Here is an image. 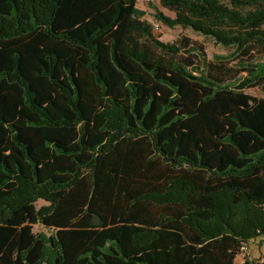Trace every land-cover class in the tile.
I'll use <instances>...</instances> for the list:
<instances>
[{
	"label": "trees",
	"instance_id": "trees-1",
	"mask_svg": "<svg viewBox=\"0 0 264 264\" xmlns=\"http://www.w3.org/2000/svg\"><path fill=\"white\" fill-rule=\"evenodd\" d=\"M138 1L0 0V264H239L264 246V0L152 7L231 50L212 58L161 41Z\"/></svg>",
	"mask_w": 264,
	"mask_h": 264
},
{
	"label": "rangeland",
	"instance_id": "rangeland-1",
	"mask_svg": "<svg viewBox=\"0 0 264 264\" xmlns=\"http://www.w3.org/2000/svg\"><path fill=\"white\" fill-rule=\"evenodd\" d=\"M138 7L144 11H146V16L144 17L145 20L148 22L154 24L157 23L153 17L155 11L152 7H159L165 14L174 17V14L163 9L160 7V0H139L138 1ZM161 30L155 32V35L163 42L165 43H174L176 42L180 37H188L192 39L193 41L198 42L199 44L203 45V47L206 49L207 54L210 58L214 57L215 55H227L231 52V50H226L222 46L215 43V41L211 38H205L204 36L190 30V29H182L181 27H177L175 29H170L165 26H163L161 23ZM250 94L254 96L261 97L263 94L258 89H252L248 91ZM46 203L44 201L38 202V207L45 205ZM34 231L36 233L39 232H46V229H44L41 225H36L34 227ZM244 262L243 257L241 256L239 258V261Z\"/></svg>",
	"mask_w": 264,
	"mask_h": 264
},
{
	"label": "crops",
	"instance_id": "crops-1",
	"mask_svg": "<svg viewBox=\"0 0 264 264\" xmlns=\"http://www.w3.org/2000/svg\"><path fill=\"white\" fill-rule=\"evenodd\" d=\"M248 260L252 263H256V264H264V246L259 247L256 245H251L250 249H249V253H248ZM240 258V257H239ZM238 258V263L242 264V261H239Z\"/></svg>",
	"mask_w": 264,
	"mask_h": 264
},
{
	"label": "built area",
	"instance_id": "built-area-1",
	"mask_svg": "<svg viewBox=\"0 0 264 264\" xmlns=\"http://www.w3.org/2000/svg\"><path fill=\"white\" fill-rule=\"evenodd\" d=\"M148 2L151 1V0H147ZM154 29H155V32L157 31H160L161 30V25L160 23H154ZM249 246L248 244H245L242 248V254L241 256L243 257V259H245L249 254Z\"/></svg>",
	"mask_w": 264,
	"mask_h": 264
}]
</instances>
